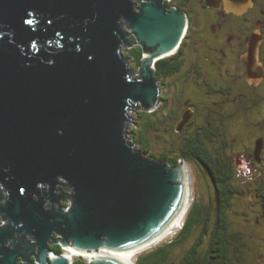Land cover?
<instances>
[{
	"label": "water",
	"instance_id": "95a60500",
	"mask_svg": "<svg viewBox=\"0 0 264 264\" xmlns=\"http://www.w3.org/2000/svg\"><path fill=\"white\" fill-rule=\"evenodd\" d=\"M186 24L164 0H0V264H72L56 244L136 253L185 209L189 164L146 157L128 128Z\"/></svg>",
	"mask_w": 264,
	"mask_h": 264
},
{
	"label": "flooded vegetation",
	"instance_id": "af4514ba",
	"mask_svg": "<svg viewBox=\"0 0 264 264\" xmlns=\"http://www.w3.org/2000/svg\"><path fill=\"white\" fill-rule=\"evenodd\" d=\"M164 5L184 13L187 24L176 50L155 65L159 102L139 122L137 149L163 162L195 163L207 180L209 224L229 221L242 244L238 264H264V0ZM129 39L123 51L132 64L141 46ZM154 129L161 133L153 139Z\"/></svg>",
	"mask_w": 264,
	"mask_h": 264
},
{
	"label": "trees",
	"instance_id": "16d2710c",
	"mask_svg": "<svg viewBox=\"0 0 264 264\" xmlns=\"http://www.w3.org/2000/svg\"><path fill=\"white\" fill-rule=\"evenodd\" d=\"M132 67L137 69L142 61V48L138 47L133 50ZM166 58L157 61V66L165 61ZM138 117L143 118L146 111L138 110ZM132 119V118H131ZM141 122V120H140ZM136 127L132 135L129 136L130 142L137 149L140 145V138H135V134L140 130L139 123L135 121ZM139 126V129L138 127ZM202 157V154L199 155ZM163 162L162 160H158ZM176 165V162L172 163ZM65 205L69 203L65 202ZM226 207H222L221 212H225ZM217 220L212 226L209 223L207 210L203 208L190 209L182 229L177 233L174 239L157 247L141 253L137 264H238L242 244L238 243L237 233L229 227V221ZM209 237V239L207 238ZM224 237V238H223ZM192 239V241H190ZM188 244L181 256L176 254L175 250ZM53 250L62 254L65 249L60 245H52ZM72 264H88V260L80 257L73 261Z\"/></svg>",
	"mask_w": 264,
	"mask_h": 264
},
{
	"label": "rangeland",
	"instance_id": "374dc122",
	"mask_svg": "<svg viewBox=\"0 0 264 264\" xmlns=\"http://www.w3.org/2000/svg\"><path fill=\"white\" fill-rule=\"evenodd\" d=\"M140 108H137V107H133L131 110H130V116L132 118V121L129 125V128H128V136L130 135H134L133 134V131L136 127V124H135V121L136 122H140V120H142L141 118L138 117V114H137V111L139 110ZM138 129H139V126H137ZM139 131V130H138ZM137 131V132H138ZM161 133V131L159 130H156L154 129L153 131H151L150 133V136L154 139L155 136L157 134ZM166 134L170 135L169 132H165ZM190 170H191V175H192V178H191V201H190V206L188 207V210L186 212V215H185V219L187 218V215L190 211V209H192L193 207L194 208H203L204 210L207 209V198L208 197V194L206 192V185H207V180L205 179V176H203L200 172H199V168L196 166L195 163H190ZM0 188H1V185H0ZM190 192V191H189ZM3 193L7 194L6 190H3ZM245 200L248 201V198L245 197ZM185 222V221H184ZM184 222H183V225H184ZM2 224V217L0 216V225ZM182 225V227H183ZM181 227V229H182ZM179 229L174 235L170 236V237H165L164 239L160 240L158 243H154L153 246H150L144 250H141V251H138L137 253L134 254V260H135V263L137 261V258L138 256L141 254V253H146L147 251L157 247L158 245H161V244H164L166 242H169L171 241L172 239L175 238V236L177 235V233L181 230ZM190 241H192V239H190ZM9 243V242H8ZM188 244L186 245H182L180 247H178L175 252L176 254H178V256H181L184 252V250L187 248ZM80 255L78 254H75L74 255V259H77ZM137 264V263H136Z\"/></svg>",
	"mask_w": 264,
	"mask_h": 264
},
{
	"label": "bare ground",
	"instance_id": "6f19581e",
	"mask_svg": "<svg viewBox=\"0 0 264 264\" xmlns=\"http://www.w3.org/2000/svg\"><path fill=\"white\" fill-rule=\"evenodd\" d=\"M190 206V202L185 206V209L178 215L171 224L157 237L154 243H158L160 240L164 239L165 237H170L174 235L179 229H181L183 222L185 221V215ZM65 253L68 258L74 259V253H83L86 257L93 259L98 257H112L118 259L120 262L124 264H135L134 250H124V251H111V250H101L98 252H80V251H73L71 249L65 250Z\"/></svg>",
	"mask_w": 264,
	"mask_h": 264
},
{
	"label": "built area",
	"instance_id": "2783aa9c",
	"mask_svg": "<svg viewBox=\"0 0 264 264\" xmlns=\"http://www.w3.org/2000/svg\"><path fill=\"white\" fill-rule=\"evenodd\" d=\"M76 253H74V255H75ZM89 260L91 261V259L89 258Z\"/></svg>",
	"mask_w": 264,
	"mask_h": 264
},
{
	"label": "clouds",
	"instance_id": "9594fccd",
	"mask_svg": "<svg viewBox=\"0 0 264 264\" xmlns=\"http://www.w3.org/2000/svg\"><path fill=\"white\" fill-rule=\"evenodd\" d=\"M65 250H67V249H65ZM65 253V252H64ZM137 253V252H136Z\"/></svg>",
	"mask_w": 264,
	"mask_h": 264
}]
</instances>
